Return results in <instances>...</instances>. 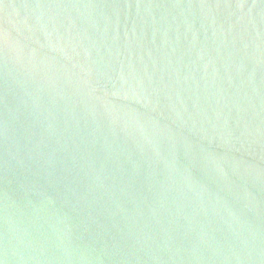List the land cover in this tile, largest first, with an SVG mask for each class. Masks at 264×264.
I'll list each match as a JSON object with an SVG mask.
<instances>
[{"label":"water","instance_id":"95a60500","mask_svg":"<svg viewBox=\"0 0 264 264\" xmlns=\"http://www.w3.org/2000/svg\"><path fill=\"white\" fill-rule=\"evenodd\" d=\"M0 264H264V0H0Z\"/></svg>","mask_w":264,"mask_h":264}]
</instances>
